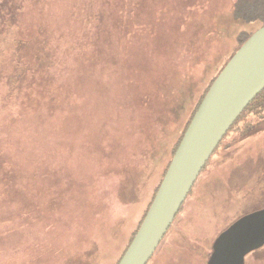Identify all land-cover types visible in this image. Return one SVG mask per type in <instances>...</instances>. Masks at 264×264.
Listing matches in <instances>:
<instances>
[{
    "label": "rangeland",
    "instance_id": "rangeland-1",
    "mask_svg": "<svg viewBox=\"0 0 264 264\" xmlns=\"http://www.w3.org/2000/svg\"><path fill=\"white\" fill-rule=\"evenodd\" d=\"M236 1L0 0V264L117 263L239 33L260 25ZM262 207L264 130L212 157L148 264H207Z\"/></svg>",
    "mask_w": 264,
    "mask_h": 264
},
{
    "label": "water",
    "instance_id": "water-1",
    "mask_svg": "<svg viewBox=\"0 0 264 264\" xmlns=\"http://www.w3.org/2000/svg\"><path fill=\"white\" fill-rule=\"evenodd\" d=\"M264 89V25L234 52L193 115L154 199L118 264H147L216 147ZM264 246V207L234 220L213 242L207 264H245Z\"/></svg>",
    "mask_w": 264,
    "mask_h": 264
},
{
    "label": "trees",
    "instance_id": "trees-1",
    "mask_svg": "<svg viewBox=\"0 0 264 264\" xmlns=\"http://www.w3.org/2000/svg\"><path fill=\"white\" fill-rule=\"evenodd\" d=\"M233 14H234L236 19L244 20L246 22L258 21L259 24H260L259 27H261V26L264 25V0H237L235 2L234 8H233ZM253 32L254 31H241L239 33V35H238L239 44H238V47L235 49V51L249 38V36ZM227 60H229V58ZM216 76L217 75H215L212 78L210 85L215 80ZM210 85H209V87H210ZM208 88H207V90H208ZM207 90L203 94L200 102L204 98ZM200 102L198 103V105L196 106L195 110L193 111L190 119L188 120L184 130L182 131V133H181V135H180V137L178 139V142L176 143L174 149L172 150L171 158L169 159V162H168V164H167V166L165 168L163 177H164V175H165V173L167 171V168H168V166H169V164H170V162L172 160V157H173V155H174V153H175V151H176V149H177V147H178V145H179V143H180V141H181V139H182V137H183V135H184V133H185V131H186L191 119H192V117H193V115L195 114L196 110L198 109V107L200 105ZM263 130H264V89L261 90L257 94V96L248 104V106L243 110V112L240 114V116L235 120L233 125L230 127V129L227 131V133L223 136L222 140L220 141V143L216 147L215 151L211 155V157L208 160V162L206 163L205 167L202 169L201 173L206 169V167L209 165L210 160L212 159V157L221 148H223V150L226 151L227 154H229V153H231L234 150V145L235 144H239L240 142H242L243 140L247 139L248 137L253 136L254 134H257V133H259V132H261ZM201 173H200V175H201ZM199 176H198V178H199ZM163 177H162V179H163ZM198 178H197V180H198ZM162 179H161V181H162ZM197 180H196V182H197ZM161 181L159 182V184L157 185L156 189L154 190L153 197L150 200L147 209L143 213V215H142V217H141V219L139 221V224L137 226V229L134 231V233H133L128 245L124 249L123 253L121 254V256L118 259L116 264H118V262L120 261L121 257L123 256L124 252L126 251L127 247L129 246L130 242L132 241L134 235L136 234V232H137L142 220L144 219V217L146 215V212L148 211V208L150 207V205H151V203H152V201L154 199V196H155V194H156V192H157V190L159 188V185H160ZM196 182H195V184H196ZM194 185H193V187H194ZM193 187H192V189H193ZM192 189H191V191H192ZM191 191H190V193H191ZM190 193L188 194V196L190 195ZM184 203H183V205H184ZM183 205H182V207H183ZM182 207H181V209H182ZM181 209H180V211H181ZM172 225H173V223H172ZM170 228H169V230H170ZM161 243H162V241H161ZM161 243H160V245H161ZM151 259H152V257L150 258V260ZM149 261H148V263H149Z\"/></svg>",
    "mask_w": 264,
    "mask_h": 264
}]
</instances>
